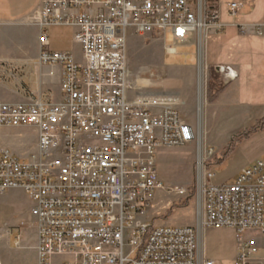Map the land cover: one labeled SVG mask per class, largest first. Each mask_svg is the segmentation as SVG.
Listing matches in <instances>:
<instances>
[{"label": "built area", "instance_id": "obj_1", "mask_svg": "<svg viewBox=\"0 0 264 264\" xmlns=\"http://www.w3.org/2000/svg\"><path fill=\"white\" fill-rule=\"evenodd\" d=\"M241 8L228 3V15L236 18ZM32 20L43 29L39 65L60 69L61 99L45 102L31 94L24 103H0V129L39 133L27 158L0 150V191L20 189L31 199L39 264H199L196 227L140 221L154 193L166 188L158 154L186 147L198 135L172 99L130 97L128 41L160 37L168 56L191 41L200 46L226 28L220 0H42ZM56 26L73 29L80 58L48 49V30ZM262 27L255 26L260 35ZM25 69L0 61V85L23 89ZM205 165L202 226L234 230L235 264H259L258 243L246 234L264 233V158L232 184L211 183L214 174ZM167 190L188 196L184 188Z\"/></svg>", "mask_w": 264, "mask_h": 264}, {"label": "crops", "instance_id": "obj_2", "mask_svg": "<svg viewBox=\"0 0 264 264\" xmlns=\"http://www.w3.org/2000/svg\"><path fill=\"white\" fill-rule=\"evenodd\" d=\"M234 1L242 5L236 18L230 17L227 11V4ZM41 2L42 0H0V61H18L26 64L23 89L15 90L16 86L13 83L0 85V103H24L31 94L40 95L45 102H58L61 99L60 69L39 65L43 51L40 43L43 29L32 20V16L41 7ZM220 8L222 22L226 24L223 32L207 35L200 46L191 41L177 48L178 51L179 48L196 47L195 56L185 54L183 59L195 60L202 72L205 69L213 72L220 80L224 79L226 84L213 103L205 101L208 104L207 111L200 114L198 110V118L195 115L197 105L194 106L193 113L188 112L183 107L184 104L178 105L186 121L196 129L199 140L202 134L216 133L228 139H238L239 136L251 137L252 133V135L264 133V128L259 127V123L264 122V0H220ZM256 25H263L261 35L257 33ZM48 34V49L51 52H73L76 44L71 27H51ZM164 48L166 49L165 46ZM51 72L54 76H50ZM140 95L156 97L136 91L130 93L131 98ZM253 125L250 133V127ZM11 129L26 130L24 136L28 138L30 146L28 149L17 147V151L12 148H8L9 150L22 158H27L36 151L39 134L37 129L3 128L0 129V133ZM211 145L207 142L205 149L211 148L213 151L211 153H216ZM224 150L220 148L218 153H224ZM256 152L264 153V141L251 151ZM215 179L216 176L213 180ZM161 190L165 189H159L154 193L151 205L140 221L155 223L163 216V212H169V216L159 226L198 229L199 264H206L209 261L215 264H235L237 257L235 231L205 229L202 226L205 211L199 203L194 213L178 215L180 211H189L190 205L184 209L174 208V205L178 204L167 196L166 205L156 212V208L153 209V202ZM168 195L177 196L169 193ZM31 209V199L23 190L0 191V264H12L15 260L19 264H26L28 255L35 264H39L37 253L39 234L31 216ZM222 233H227L229 237L225 239ZM258 247L261 252L259 243ZM258 259L259 264H264V258L261 259L258 255ZM57 261L59 262V259L56 260V264Z\"/></svg>", "mask_w": 264, "mask_h": 264}, {"label": "rangeland", "instance_id": "obj_3", "mask_svg": "<svg viewBox=\"0 0 264 264\" xmlns=\"http://www.w3.org/2000/svg\"><path fill=\"white\" fill-rule=\"evenodd\" d=\"M140 39L143 42L140 43ZM166 45H172L170 34L166 36ZM164 46L162 39L157 36L129 39L128 60L131 80H134L132 82L134 91L156 95V97L158 95L159 97H167L172 99L177 106L184 104L183 107L190 113H193L192 110L197 105L195 115L198 118V110L200 114L207 111L208 104L205 101L210 102L211 95L215 96L221 92L224 89L225 81L224 79L220 80L215 73L206 69L202 72L195 60L186 61L183 59L185 54L195 56L196 47L179 48L177 55L168 56ZM73 52L80 58V48L78 46H75ZM142 81L146 82L143 84ZM182 116L186 120L183 113ZM200 119H202L201 116ZM253 127L254 125L250 127V133H252ZM262 128H264V125ZM25 131L11 129L0 133V149L12 148L16 151L17 147L28 149L30 144L28 138L24 136ZM252 134L251 137L239 136L238 139H228L226 136L216 133L202 134L200 140L197 137L194 143L186 147L161 151L157 156L160 182L167 189L171 187L187 189L188 196L168 195V193L175 194L165 188L154 198L153 209L156 208L155 211L158 212L162 206L166 205L168 196V198L176 201L175 204H178V206L174 205V208L184 209L190 205L189 211H180L178 215L194 213L195 208H198L200 188L205 184V178L203 177L205 173L200 170L201 162L206 164L205 171L212 172L214 178L216 176L215 181L213 178L211 183H216V185L234 183L242 169L251 167L264 158V153H251L257 145L264 141V133ZM207 142L212 144L211 147H214L216 153H211L213 152L211 148L205 149ZM220 148L225 149L224 153H218ZM168 216L169 212H163V216L156 220L155 225H161ZM213 229L228 230L225 228ZM222 235L225 239L229 237L227 233H222ZM246 237L255 238L258 241L259 246L262 248L259 258H264V233L252 231L248 232ZM237 243V237L235 236L236 247ZM27 257L26 264H35V261L30 259L29 255ZM12 264H19V262L15 260L12 261Z\"/></svg>", "mask_w": 264, "mask_h": 264}, {"label": "trees", "instance_id": "obj_4", "mask_svg": "<svg viewBox=\"0 0 264 264\" xmlns=\"http://www.w3.org/2000/svg\"><path fill=\"white\" fill-rule=\"evenodd\" d=\"M225 86H226V84H224V88H225ZM221 92H222V91H221ZM221 92H219V93H218L217 95H215V96H214V95H211V96H210V102L213 103V102L216 100L217 96H218ZM262 125H264V122L259 123V127H262ZM255 128H257V127H255ZM255 128H254V129H255ZM254 129H253V130H254Z\"/></svg>", "mask_w": 264, "mask_h": 264}, {"label": "bare ground", "instance_id": "obj_5", "mask_svg": "<svg viewBox=\"0 0 264 264\" xmlns=\"http://www.w3.org/2000/svg\"><path fill=\"white\" fill-rule=\"evenodd\" d=\"M146 81H142V83L144 84Z\"/></svg>", "mask_w": 264, "mask_h": 264}]
</instances>
